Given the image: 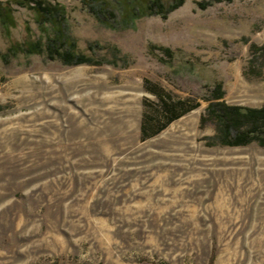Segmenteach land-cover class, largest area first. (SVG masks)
Instances as JSON below:
<instances>
[{
  "label": "rangeland",
  "instance_id": "rangeland-1",
  "mask_svg": "<svg viewBox=\"0 0 264 264\" xmlns=\"http://www.w3.org/2000/svg\"><path fill=\"white\" fill-rule=\"evenodd\" d=\"M47 1L103 59L12 53L41 36L16 3L0 24V264H264V146L223 143L208 113L216 82L229 105L264 104V0H185L165 18L96 0L108 25ZM151 88L197 105L151 134L166 120Z\"/></svg>",
  "mask_w": 264,
  "mask_h": 264
},
{
  "label": "trees",
  "instance_id": "trees-1",
  "mask_svg": "<svg viewBox=\"0 0 264 264\" xmlns=\"http://www.w3.org/2000/svg\"><path fill=\"white\" fill-rule=\"evenodd\" d=\"M78 1L86 12L96 17L101 24L108 25V14L113 16L111 8L106 9L107 6L104 8L101 6L102 3L97 4L96 0ZM184 1L185 0H172L170 3L166 4L163 0H146V8L150 14H157L165 18L168 13L180 7ZM232 1L233 0H201L196 3L201 9H204L206 6L214 3ZM11 3L26 7L33 12L37 27L41 34L33 44H15L10 46L8 50L12 53L16 54L20 51L27 53L44 52L49 59H58L65 65L102 61L101 59L103 58L77 51L76 39L70 36L67 29L66 32L64 31L65 27H63V23L67 19L64 6L51 3L47 0H12L6 3H0V24L7 30L13 23L10 8ZM105 3L104 0L103 4ZM138 12L139 9L135 11L136 17H138ZM87 49L89 52H95V49H104V47L97 42H89L87 44ZM251 49L254 57L264 55V43L261 45L251 44ZM3 55L6 57V54H2V56ZM151 91L158 95L163 105V113L166 115L165 122L154 127L151 134L157 133L160 129L165 127L166 123L197 105V103H193L189 106H185V102L181 100L172 101L171 97L168 94L165 95L161 90L151 88ZM223 95L222 83L216 82L212 94L208 98L210 101L208 113L216 119V127L218 133L222 137L223 143L228 145H241L251 141H257L260 145L264 146V104L260 107L229 105L222 100ZM144 129L143 125L142 130L145 131Z\"/></svg>",
  "mask_w": 264,
  "mask_h": 264
}]
</instances>
